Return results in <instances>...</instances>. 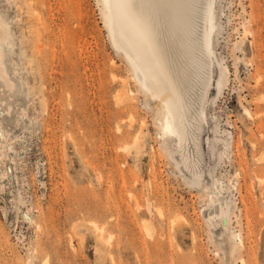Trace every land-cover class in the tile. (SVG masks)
I'll return each instance as SVG.
<instances>
[{"label": "rangeland", "instance_id": "obj_1", "mask_svg": "<svg viewBox=\"0 0 264 264\" xmlns=\"http://www.w3.org/2000/svg\"><path fill=\"white\" fill-rule=\"evenodd\" d=\"M213 6L194 176L103 0H0V264H264V0Z\"/></svg>", "mask_w": 264, "mask_h": 264}, {"label": "bare ground", "instance_id": "obj_2", "mask_svg": "<svg viewBox=\"0 0 264 264\" xmlns=\"http://www.w3.org/2000/svg\"><path fill=\"white\" fill-rule=\"evenodd\" d=\"M103 2L113 42L128 58L139 85L160 102L164 114L162 129L175 136L185 167L198 176L200 172L190 160L187 147L189 140L198 145L194 128H200L203 91L210 81L213 0ZM196 103H201L199 108ZM145 223V230L152 228Z\"/></svg>", "mask_w": 264, "mask_h": 264}]
</instances>
